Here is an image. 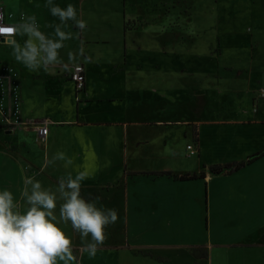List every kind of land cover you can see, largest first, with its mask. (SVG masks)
Masks as SVG:
<instances>
[{"label": "crops", "instance_id": "1", "mask_svg": "<svg viewBox=\"0 0 264 264\" xmlns=\"http://www.w3.org/2000/svg\"><path fill=\"white\" fill-rule=\"evenodd\" d=\"M214 2L209 10L233 32L225 59L208 54V38L194 33L210 21L194 17L181 49L177 24L146 20V0H54L61 8L74 5L95 33L68 21L75 31L72 47L60 51L63 62L47 70L30 71L0 39V78L10 82L9 98L0 94V191H11L23 211L25 177L55 191L60 178L87 171L81 195L99 196L98 206L115 208L119 216L105 229L114 238L100 249H127L146 258V264H264V155L247 163L264 151V106L259 109L257 100L256 112L252 107V94L264 83V0ZM45 4L0 0L6 22L34 15L47 34L46 25L59 19ZM247 26L251 33L244 34ZM24 39L17 37L21 44ZM152 42L157 49L147 51ZM78 64L85 79L81 90L70 79ZM180 90L188 91L187 97ZM43 120L48 122L45 137L36 131ZM175 131L186 141L181 149L173 144ZM58 152L71 160L67 168L60 160L47 164ZM239 162L244 166L231 173L209 171ZM186 174L197 177L179 179ZM130 223L163 235L187 231L200 240L132 245ZM59 226L72 239L77 260L87 264L70 222ZM115 235L130 245L115 248ZM137 247L143 254L136 255ZM190 247L206 250L207 257H190ZM160 248L188 255L179 263L181 254L166 255Z\"/></svg>", "mask_w": 264, "mask_h": 264}, {"label": "clouds", "instance_id": "2", "mask_svg": "<svg viewBox=\"0 0 264 264\" xmlns=\"http://www.w3.org/2000/svg\"><path fill=\"white\" fill-rule=\"evenodd\" d=\"M45 7L60 21L46 25L54 29L52 34L40 30L34 15H22L19 23L5 24L0 12V37L11 47L15 60L30 71L47 70L63 62L60 50L65 41L74 38L72 32L63 30L68 21L81 31L87 28L72 4L61 8L54 0H46ZM17 37L26 39L21 44ZM58 160L64 161L66 168L71 163L65 153L58 152L47 164ZM89 175L87 171L77 172L75 177L69 173L59 179L55 191L42 187L34 177H25L21 197L27 207L23 211L11 191H0V264H80L72 239L59 226L69 222L79 234L81 256H95L107 239L106 227L115 224L119 216L115 208L98 206L99 196L86 199L81 195L82 181ZM58 200L62 203L57 214Z\"/></svg>", "mask_w": 264, "mask_h": 264}, {"label": "rangeland", "instance_id": "3", "mask_svg": "<svg viewBox=\"0 0 264 264\" xmlns=\"http://www.w3.org/2000/svg\"><path fill=\"white\" fill-rule=\"evenodd\" d=\"M205 2V3H204ZM214 0H171L169 2L167 1H161V0H154V1H149L146 0V7H147V19L152 20V22H157V21H161V20H165L168 19L170 21H173V23H175V25L177 24V30H178V35L180 36V48L182 49V46L184 44L183 41L184 38H186V36H190L191 33V28L188 27L189 26V22L195 17V18H200L201 19H206V21H210L208 22V24L210 26L207 25H201L200 27H196L194 33L197 36L203 35L204 37L206 36V38H208V44L205 48L206 52L208 54H211V56H222L224 57V59L226 58V53L228 51V46L230 47V43H228L230 41L229 39V35L233 34V32L228 31L227 28L225 27H221L219 25V20L216 19L218 17V15L215 13V11L213 10H209L210 5H213ZM142 2H138V6L134 7V11L138 14L139 13V6ZM215 3V2H214ZM204 6L206 7L204 10ZM212 7V6H211ZM5 12L7 11L6 7H4ZM111 10L109 11V15H111ZM79 18V17H78ZM211 19H215V21H211ZM138 20V19H137ZM60 21L54 23V24H59ZM70 23L68 22V25ZM134 24V23H133ZM92 24L87 22V28L85 29V33L86 34H94L95 31L93 30ZM100 28V27H99ZM72 27L69 25L68 28L63 29L65 31H72L71 30ZM252 30V27H243V32L244 34H249L251 33L250 31ZM47 34H52L54 29L47 27L46 28ZM72 33L74 34L75 31ZM174 33V31H173ZM200 34V35H199ZM228 40V42H227ZM70 40L65 41V47L68 46V48L65 49H61V52H68L67 49L71 48L72 46L70 45ZM154 43V44H153ZM156 47L157 49V45L155 44V42L152 43H148L146 44V50L148 51H154V48ZM117 52L120 53V47H115ZM173 49V47H169L168 50ZM179 49L180 51H183ZM263 53H264V46H263ZM65 50V51H64ZM67 50V51H66ZM202 51V50H199ZM60 52V53H61ZM213 77V75L211 76ZM0 88L1 91L0 94H2V96H4V99H7V97L9 98L8 95V89L10 86V82L4 78L3 82L2 79L0 78ZM181 84V83H180ZM186 85V84H185ZM262 90L264 91V83L259 84V86L257 87V89L254 90L253 92V111L256 112V108L254 107V101L259 100V104H258V108L262 109L264 106V96H261V92ZM5 91L7 92V94L5 93ZM190 92V91H189ZM187 93L188 91L186 90H180V95L182 98L187 97ZM182 126L177 127L175 130H177L178 132L180 131ZM175 131V137L173 139V144H176L175 146L179 149H181L183 147V144H185L186 141H184L182 138V134H178V132ZM191 145V144H189ZM107 181H105L106 183ZM131 222L133 223L134 220L131 219ZM141 225H134L130 223V226L128 227L127 230V240L132 244V245H139L141 243H144L146 241L148 242H160V243H166V242H170V243H174V244H188L187 242H190L192 244H198V241L200 240L199 238H197V236H190V233L186 232H182V233H173V234H166L163 235L162 233H158L156 230L152 229V228H143V227H139ZM75 239H77L78 242V246H81V240L79 237V234L75 232L74 234ZM112 238H114V236H112ZM110 237H108L107 235V240L106 241H111L109 239H112ZM214 238V237H213ZM90 239V238H89ZM126 240V238L124 239L123 236H117L115 235V242H114V246L115 248L118 247V244H126V245H130V243H128V241ZM190 250H187L188 254L190 255V257H194L193 251L192 249H195L194 247H190ZM160 250H162V252L164 254H172V255H180L179 256V263L182 262L183 260H185L186 258L183 257V255H188L185 252H181L182 250H179L180 252H176L177 248H160ZM136 255L138 254H143L142 251H140V249H138V247L136 248ZM183 253V254H182ZM85 255V259L87 260V264H112V261H115L117 264H146V258H140V257H136L134 255H131L130 253H128L127 249H123V250H118L115 252H110L107 250H102L99 249L98 252L96 253V255L92 258H90L88 255L85 253L83 254ZM189 257V259H190ZM198 259V258H195Z\"/></svg>", "mask_w": 264, "mask_h": 264}, {"label": "trees", "instance_id": "4", "mask_svg": "<svg viewBox=\"0 0 264 264\" xmlns=\"http://www.w3.org/2000/svg\"><path fill=\"white\" fill-rule=\"evenodd\" d=\"M262 155H264V151L253 155L248 160L247 163L252 162L253 160L261 157ZM244 164H245L244 162H239V163L226 164V165H223V166H211L209 168V171L211 173H213V174H218V173H221V172L231 173V172H234V171L238 170L239 168L243 167ZM160 174H162V175H170V173H166V172H161ZM202 176H203V173L200 174V177H202ZM196 177L197 176H195L194 174H191V175H187L186 174L184 176L179 177V179H194ZM192 251H193V254H194L195 258L199 259V258H206L207 257L206 250H204L202 248L192 249Z\"/></svg>", "mask_w": 264, "mask_h": 264}, {"label": "built area", "instance_id": "5", "mask_svg": "<svg viewBox=\"0 0 264 264\" xmlns=\"http://www.w3.org/2000/svg\"><path fill=\"white\" fill-rule=\"evenodd\" d=\"M0 12L3 13L1 7H0ZM4 23L5 24H11V23L6 22L5 19H4ZM0 39H3V38L0 37ZM70 79L74 83L75 88L77 90H81L83 88L85 79H84V71H83V66L82 65L78 64V65H75L72 68L71 73H70ZM261 96H264V91L263 90L261 92ZM47 124H48V122L46 120H43V122L36 128V131H37L39 136H41V137H45L46 136V134H47ZM187 149L191 151L190 153L193 152V150H191V146L190 145L187 146Z\"/></svg>", "mask_w": 264, "mask_h": 264}, {"label": "water", "instance_id": "6", "mask_svg": "<svg viewBox=\"0 0 264 264\" xmlns=\"http://www.w3.org/2000/svg\"><path fill=\"white\" fill-rule=\"evenodd\" d=\"M1 41H4V39H1Z\"/></svg>", "mask_w": 264, "mask_h": 264}]
</instances>
